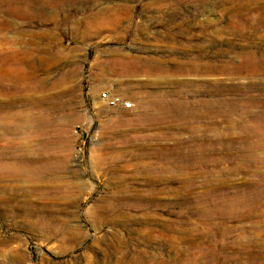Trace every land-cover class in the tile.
Instances as JSON below:
<instances>
[{
  "label": "rangeland",
  "instance_id": "rangeland-1",
  "mask_svg": "<svg viewBox=\"0 0 264 264\" xmlns=\"http://www.w3.org/2000/svg\"><path fill=\"white\" fill-rule=\"evenodd\" d=\"M262 2L0 0V264H264Z\"/></svg>",
  "mask_w": 264,
  "mask_h": 264
},
{
  "label": "bare ground",
  "instance_id": "bare-ground-1",
  "mask_svg": "<svg viewBox=\"0 0 264 264\" xmlns=\"http://www.w3.org/2000/svg\"><path fill=\"white\" fill-rule=\"evenodd\" d=\"M262 5H264V0H263V2H262ZM261 6V5H260ZM259 6V7H260ZM250 20H252V22L254 23V24H258V23H260V24H264V9H263V11L262 10H260V11H258L257 13H256V15H255V17L254 18H252V16H250ZM251 22V23H252ZM207 67V69H206V71H220V69L219 68H217V67H212V66H210V65H207L206 66ZM216 85V84H215ZM254 85V84H253ZM256 85V84H255ZM236 86V85H235ZM242 86V85H241ZM256 86H258V85H256ZM255 86V87H256ZM231 87V86H230ZM238 87V86H237ZM222 88H223V86H222ZM264 89V88H263ZM228 92V91H227ZM226 93V92H225ZM119 95V94H118ZM132 102V101H131ZM3 104V103H2ZM183 103L182 102H180V101H176L175 103H173L172 105H174V107H177L178 105H182ZM152 105H153V107L154 108H156V109H159V110H163V108H165V105L161 102V101H154L153 103H152ZM1 107V106H0ZM133 107H134V105H133V103H132V105H131V108L130 109H120V110H131V109H133ZM234 108H232V107H227V110L226 111H232ZM0 110H2V109H0ZM169 112H172V111H169ZM215 113V112H214ZM217 114H219V115H221V111H217ZM119 120H121L120 118H119ZM262 122H264V117H262ZM168 152H172V151H168Z\"/></svg>",
  "mask_w": 264,
  "mask_h": 264
},
{
  "label": "built area",
  "instance_id": "built-area-1",
  "mask_svg": "<svg viewBox=\"0 0 264 264\" xmlns=\"http://www.w3.org/2000/svg\"><path fill=\"white\" fill-rule=\"evenodd\" d=\"M100 100L112 109H130L132 102L118 94H110L108 92H101L99 94Z\"/></svg>",
  "mask_w": 264,
  "mask_h": 264
}]
</instances>
